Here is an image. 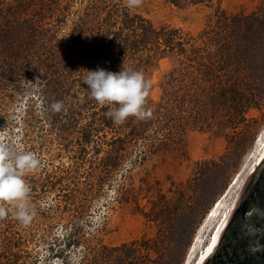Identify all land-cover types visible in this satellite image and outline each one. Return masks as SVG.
<instances>
[{
	"label": "rangeland",
	"instance_id": "1",
	"mask_svg": "<svg viewBox=\"0 0 264 264\" xmlns=\"http://www.w3.org/2000/svg\"><path fill=\"white\" fill-rule=\"evenodd\" d=\"M39 1L0 0V142L19 152L34 153L43 164L39 171L25 176L36 210L29 227H21L14 219L11 205H6L9 214L1 222H9L10 227L19 230L21 250L27 253L22 256L28 264H44L45 260L60 263L63 258L74 263L84 253L83 248L95 242L115 248L142 240L161 242L159 248L151 246L149 258L155 261L153 264H197L225 214L243 193L264 147V77L260 83V106L249 109L244 115L246 121L233 133L215 127L188 131L178 151L160 150L143 161H138V149L132 151L121 171L124 166L130 168L137 199L113 201L118 174L112 187L107 188L106 184L103 194L87 204L81 217L74 216L73 207L66 208L68 200L63 197L68 195L65 186L71 183L72 174L64 175L59 170L70 171L75 161L72 157H77L82 147L76 143L77 128H67L62 133L69 139L65 150L58 138L59 125L53 124L49 116L43 118L48 98L43 86L44 69L54 71L50 66L44 68L49 61L44 62V58L52 61L57 57L56 42L68 43L69 33L79 20L88 21L84 27L108 22V11L114 8L143 18L156 31L176 30L182 37L200 43L203 32L215 24L217 13L249 16L264 7V0H143L137 8H129L126 0ZM101 2H107L108 8H103L97 17L86 16L93 5L102 8ZM27 56L34 58L35 63L26 66L21 62ZM176 65V56L162 49L156 61L147 66L149 99L159 100L163 77ZM261 73L264 75L263 70ZM73 76L66 77L71 89L78 88ZM94 148L91 142L86 145L85 160L79 167H89ZM146 184L153 188L149 193ZM59 185L65 190H60ZM152 195L169 208V213L157 221L145 216L151 210ZM217 205V218L206 225L207 215ZM74 232H78L75 244L68 247L67 239ZM56 253L62 256L57 258ZM109 262L107 258L99 264Z\"/></svg>",
	"mask_w": 264,
	"mask_h": 264
},
{
	"label": "trees",
	"instance_id": "2",
	"mask_svg": "<svg viewBox=\"0 0 264 264\" xmlns=\"http://www.w3.org/2000/svg\"><path fill=\"white\" fill-rule=\"evenodd\" d=\"M42 2L40 0L39 4ZM101 4L102 8L93 5L86 16H99L103 8H108L107 2ZM216 19L197 43L182 37L176 30L156 31L143 18L114 8L108 11L106 23L98 21L84 27L88 21L79 20L69 33L68 43L56 42L57 57L52 61L44 58V62H51L48 61L44 68L50 66L54 71L44 69L43 86L48 98L46 101L43 98L46 104L43 118L49 116L53 124L59 125L58 138L65 150L69 139L62 133L67 128H77L79 137L76 143L82 147L77 157H72L75 161L71 170H59L64 175L72 174L71 183L65 186L69 189L68 195L63 197L66 198L64 201L68 200L66 208L73 207L74 216L83 217L87 204L103 194L106 184L107 188L112 187L111 183L118 174L119 183L112 193L113 201L137 199L134 178L128 172L130 168L124 166L121 171V165L132 151L138 149V161H143L160 150L178 151L188 131H206L215 127L233 133V129L246 121L245 113L260 106L263 97L260 83L264 77L261 73V70L264 72V7L249 16L228 17L217 13ZM162 49L176 56L177 65L163 77L159 100L152 101L148 97L147 107L152 109V118L140 121L130 117L122 125L113 124L105 116L108 106L90 98L84 82L86 71L99 67L116 73L123 66L143 72L146 79L147 66L156 61ZM21 62L26 66L35 63L34 58L28 56ZM71 75H74V84L78 82V88L71 89L66 82L69 79L66 77ZM65 83L68 86L65 87ZM57 100L64 102L66 112H51L50 105ZM90 142L94 144L95 152L88 162L89 167L82 169L79 163L83 164L86 145ZM136 162L133 161L131 166ZM145 190L149 193L153 188L146 184ZM150 198H153L149 201L151 210L145 214L150 221L160 220L169 213V208L164 201L158 200L157 195ZM1 221L4 223L5 220H0V264H28L26 257L22 256L26 252L21 250L19 230L10 227L9 222L3 224ZM73 237L67 239L68 247L75 244ZM160 243L142 240L109 248L98 241L83 248L84 253L74 263L70 258H63L60 263L45 260L44 264H99L100 260L107 258L110 259L108 264H153L155 261L150 260L149 252L151 246L159 248ZM59 256L62 254L56 257Z\"/></svg>",
	"mask_w": 264,
	"mask_h": 264
},
{
	"label": "clouds",
	"instance_id": "3",
	"mask_svg": "<svg viewBox=\"0 0 264 264\" xmlns=\"http://www.w3.org/2000/svg\"><path fill=\"white\" fill-rule=\"evenodd\" d=\"M143 0H126L129 8L142 6ZM85 84L90 98L102 106H108L106 118L115 125L124 124L130 117L143 121L152 118V109L147 107L150 94V81L141 71L121 68L111 72L97 67L86 71ZM38 80V79H37ZM31 83V82H30ZM52 113L66 112L63 101L51 103ZM42 161L32 152H19L9 144L0 142V220L8 216V208H14V219L23 228L29 227L36 210L31 203V185L25 176L39 171Z\"/></svg>",
	"mask_w": 264,
	"mask_h": 264
},
{
	"label": "water",
	"instance_id": "4",
	"mask_svg": "<svg viewBox=\"0 0 264 264\" xmlns=\"http://www.w3.org/2000/svg\"><path fill=\"white\" fill-rule=\"evenodd\" d=\"M202 264H264V157Z\"/></svg>",
	"mask_w": 264,
	"mask_h": 264
},
{
	"label": "bare ground",
	"instance_id": "5",
	"mask_svg": "<svg viewBox=\"0 0 264 264\" xmlns=\"http://www.w3.org/2000/svg\"><path fill=\"white\" fill-rule=\"evenodd\" d=\"M264 157V147H263V149H262V151H261V154H260V156H259V159H258V161H257V163H256V165H258L259 163H260V161L262 160V158ZM255 165V167L254 168H256L257 166ZM255 170V169H254ZM253 170V171H254ZM253 173V172H252ZM251 173V174H252ZM240 196V195H239ZM240 198V197H239ZM237 200H239V199H237ZM238 202V201H237ZM235 203V202H234ZM233 203V205L229 208V210H228V212L225 214V217H224V219H223V221H222V223L218 226V228H217V230L215 231V233L213 234V237H212V239L210 240V243H209V245H208V247L206 248V250L202 253V255L199 257V259H198V261H197V264H202L203 262H204V260L208 257V255L213 251V249L216 247V245H217V243H218V241H219V239H220V236H221V234H222V232H223V229H224V227H225V225L227 224V222H228V220H229V218H230V215L232 214V210L234 209V206H235V204ZM237 204V203H236ZM219 206L220 205H217L214 209H212L211 210V212L207 215V218L205 219V224L207 225V223L209 222V221H211V220H214V219H216L217 218V210L219 209ZM221 232V233H220ZM214 241H215V243H214ZM196 242H198L197 240H196ZM209 248H211L212 249V251L211 252H209ZM191 254V253H190ZM191 257V256H190Z\"/></svg>",
	"mask_w": 264,
	"mask_h": 264
},
{
	"label": "snow or ice",
	"instance_id": "6",
	"mask_svg": "<svg viewBox=\"0 0 264 264\" xmlns=\"http://www.w3.org/2000/svg\"><path fill=\"white\" fill-rule=\"evenodd\" d=\"M214 243H215V241H214ZM212 251V249L211 248H209V252H211Z\"/></svg>",
	"mask_w": 264,
	"mask_h": 264
}]
</instances>
